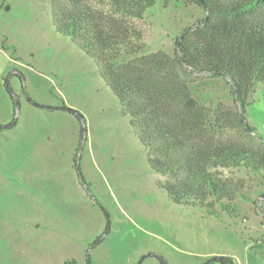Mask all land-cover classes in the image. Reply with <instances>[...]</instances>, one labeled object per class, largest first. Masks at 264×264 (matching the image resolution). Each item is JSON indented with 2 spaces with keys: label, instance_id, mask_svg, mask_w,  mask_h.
I'll return each instance as SVG.
<instances>
[{
  "label": "rangeland",
  "instance_id": "1",
  "mask_svg": "<svg viewBox=\"0 0 264 264\" xmlns=\"http://www.w3.org/2000/svg\"><path fill=\"white\" fill-rule=\"evenodd\" d=\"M52 1L0 0V264H161L157 255L166 264L220 255L264 264V174L217 168L242 185L233 214L170 201L96 62L55 31ZM207 15L191 0H155L127 20L142 49L117 62L174 57L181 33ZM174 70L200 103L236 105L224 78ZM245 118L264 139L262 85ZM253 133L231 135L258 145Z\"/></svg>",
  "mask_w": 264,
  "mask_h": 264
},
{
  "label": "trees",
  "instance_id": "2",
  "mask_svg": "<svg viewBox=\"0 0 264 264\" xmlns=\"http://www.w3.org/2000/svg\"><path fill=\"white\" fill-rule=\"evenodd\" d=\"M52 1L54 29L92 58L105 84L147 154L151 170L170 201L214 213L230 214L242 185L223 179L218 167H240L264 174V139L245 118L257 85L264 87V0H191L208 15L186 28L176 41L174 57L157 51L118 63L142 49L141 33L127 22L141 18L155 0ZM194 76L226 80L236 105H205L174 67ZM239 130L255 135L258 145L236 140ZM161 264L165 260L157 255ZM234 264L220 255L204 264Z\"/></svg>",
  "mask_w": 264,
  "mask_h": 264
},
{
  "label": "water",
  "instance_id": "3",
  "mask_svg": "<svg viewBox=\"0 0 264 264\" xmlns=\"http://www.w3.org/2000/svg\"><path fill=\"white\" fill-rule=\"evenodd\" d=\"M7 9H8V7H7Z\"/></svg>",
  "mask_w": 264,
  "mask_h": 264
}]
</instances>
